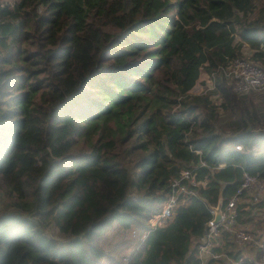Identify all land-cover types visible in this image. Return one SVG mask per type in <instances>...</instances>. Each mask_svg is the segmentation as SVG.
<instances>
[{"label": "trees", "instance_id": "1", "mask_svg": "<svg viewBox=\"0 0 264 264\" xmlns=\"http://www.w3.org/2000/svg\"><path fill=\"white\" fill-rule=\"evenodd\" d=\"M245 53L264 66V0H0V264H226L200 256L211 207L264 177ZM184 169L196 194L155 223ZM213 249L242 255L228 229Z\"/></svg>", "mask_w": 264, "mask_h": 264}, {"label": "built area", "instance_id": "2", "mask_svg": "<svg viewBox=\"0 0 264 264\" xmlns=\"http://www.w3.org/2000/svg\"><path fill=\"white\" fill-rule=\"evenodd\" d=\"M226 71L228 76L234 79V87L238 92L246 93L253 89L264 88V66L254 59L245 56L238 57L229 64ZM213 85L212 78L204 91L213 88ZM237 147L240 148L241 145ZM197 184L198 182L192 175V171L184 169L182 175L171 182L168 199L155 223L160 224L171 216L181 198L196 194L195 186ZM244 194H248L254 202L260 201L264 197V177L261 178L258 175L245 172L236 193L226 203H223L220 221L215 220L217 205L211 207L212 217L206 223L207 232L199 244L200 256L203 259L212 257L224 258L225 262L228 260L234 264H245L246 262H249V264H264V237L259 236L249 225L244 226L238 222V204ZM223 229L231 231L234 240L241 247L243 252L238 259L214 251L213 247L220 243ZM133 236H136L135 230H133ZM245 248L252 251V253L248 255ZM130 253L131 251L127 252L126 259Z\"/></svg>", "mask_w": 264, "mask_h": 264}, {"label": "rangeland", "instance_id": "3", "mask_svg": "<svg viewBox=\"0 0 264 264\" xmlns=\"http://www.w3.org/2000/svg\"><path fill=\"white\" fill-rule=\"evenodd\" d=\"M5 1L13 3L16 0H5ZM247 50L249 51L248 48H247ZM245 57L250 58V53H245ZM211 80H212L211 75H209L207 72H202L199 80L196 82V84L191 89V91H193L195 93L204 92V90L207 88V86L209 85ZM251 92L252 91H250V93ZM251 94L253 95L254 101H256L257 103L261 104L262 107H264V88L253 90V92ZM4 198L5 197L0 192V210L5 208L6 201L4 200ZM260 211H262V212H260ZM256 212H258L257 215H252V212H251V215L253 216V222H254V219L256 217V221H255L256 225L260 226L261 229L264 230V209L259 210V208H257ZM50 232H51V234L57 233V229H56L55 224H52L50 226ZM132 236H133V231L131 229L126 230V229L120 227L119 225H116L107 234L102 236L101 242L108 249H113V250L117 251V252H115V254L117 256H119L118 253L120 255H123L124 253H126L129 250L127 247H125V246H129L132 244V243H130L129 240H131L132 242L135 241L134 239H136V238H132ZM122 241H125V243H123V247L120 246V243Z\"/></svg>", "mask_w": 264, "mask_h": 264}, {"label": "crops", "instance_id": "4", "mask_svg": "<svg viewBox=\"0 0 264 264\" xmlns=\"http://www.w3.org/2000/svg\"><path fill=\"white\" fill-rule=\"evenodd\" d=\"M241 200L245 202L244 209L249 211V215L252 217V220L247 225H249L259 236L264 237V230H262L260 226L256 225V223H255L256 217H255L254 222H253V216H252V215H257V213H258V212H256L257 208H259V210L264 209V197L260 201L254 202L253 200H251V198L248 196V194H244L242 196ZM251 212H252V215H251ZM260 212H262V211H260ZM133 247L134 246L129 247L128 252L132 251ZM245 252L248 253V255L252 253V251H250L249 249H246V248H245ZM225 263L226 264H234L233 262H230L228 260Z\"/></svg>", "mask_w": 264, "mask_h": 264}, {"label": "water", "instance_id": "5", "mask_svg": "<svg viewBox=\"0 0 264 264\" xmlns=\"http://www.w3.org/2000/svg\"><path fill=\"white\" fill-rule=\"evenodd\" d=\"M222 207H223V201L220 200L218 205L216 206V216H215V220L216 221H220L221 217H222Z\"/></svg>", "mask_w": 264, "mask_h": 264}]
</instances>
